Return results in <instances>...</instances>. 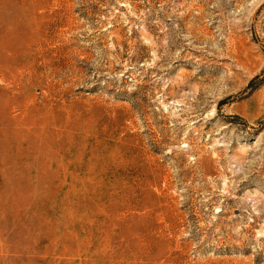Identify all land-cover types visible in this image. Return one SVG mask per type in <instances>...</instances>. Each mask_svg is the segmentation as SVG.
I'll return each mask as SVG.
<instances>
[{"label": "rangeland", "instance_id": "374dc122", "mask_svg": "<svg viewBox=\"0 0 264 264\" xmlns=\"http://www.w3.org/2000/svg\"><path fill=\"white\" fill-rule=\"evenodd\" d=\"M0 264H264V0H0Z\"/></svg>", "mask_w": 264, "mask_h": 264}, {"label": "bare ground", "instance_id": "6f19581e", "mask_svg": "<svg viewBox=\"0 0 264 264\" xmlns=\"http://www.w3.org/2000/svg\"><path fill=\"white\" fill-rule=\"evenodd\" d=\"M31 117V116H30Z\"/></svg>", "mask_w": 264, "mask_h": 264}]
</instances>
